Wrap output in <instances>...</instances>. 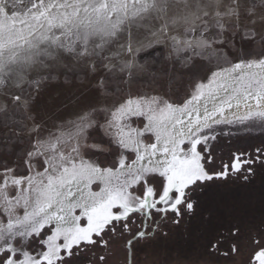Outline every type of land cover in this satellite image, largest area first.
<instances>
[{"label": "snow or ice", "instance_id": "obj_1", "mask_svg": "<svg viewBox=\"0 0 264 264\" xmlns=\"http://www.w3.org/2000/svg\"><path fill=\"white\" fill-rule=\"evenodd\" d=\"M146 17L160 21L152 33L157 44L164 36L177 53L208 51L226 42L217 40L225 32L264 46V0H0V114L9 106L30 110L26 89L38 87L37 77L61 61L100 74L101 85L117 67L121 74L130 70L129 61L112 63L119 52L105 53L127 24ZM121 48L136 54L131 40ZM241 106L248 111L237 119L264 122V50L254 57L245 52L213 72L181 104L128 96L83 111L61 125L66 131L47 137L32 117L29 149L15 166L0 164V264H71L89 246L107 247L106 236L131 233L137 214L179 215L181 206L191 211L190 196L200 183L251 163L238 153L220 172L205 167L206 132L225 122L226 110ZM94 132L102 133L106 148L88 143ZM97 152H106L110 162L92 159ZM146 235L137 231L134 238ZM254 243L250 264H264V244Z\"/></svg>", "mask_w": 264, "mask_h": 264}, {"label": "rangeland", "instance_id": "obj_2", "mask_svg": "<svg viewBox=\"0 0 264 264\" xmlns=\"http://www.w3.org/2000/svg\"><path fill=\"white\" fill-rule=\"evenodd\" d=\"M159 24L160 21L152 17L127 24V30L112 45V52L105 55L119 52L120 55L112 63L120 65L129 61L133 67L122 74L117 67L103 85L99 82L100 74H94L70 60L54 65L44 73L43 78L37 77L40 79L39 86L26 89L31 96L30 110L9 106L7 115L0 114V164L15 166L14 162L20 161L29 149L33 138L32 117L41 126V136L47 137L49 133L66 131L61 125H70L83 111L106 109L128 96H157L181 104L190 98L197 84H208L213 72L229 67L245 52L254 57L264 50L258 42L243 44L239 35L233 38L225 32L217 40L226 42H217L208 51L193 52L189 49L177 53L164 36L159 37L158 44L153 39L152 33L157 32ZM130 40L135 55H129L121 48ZM3 99L0 96V101ZM237 118H227L224 123L213 125L211 131L206 132L210 139L204 147L208 149L210 162L206 159L205 167L210 172H220L223 165L230 164L238 153H243L242 159L250 160L251 164L245 165L239 172H229L225 177L227 180H216L205 188L208 192L205 207L210 209V214L205 213L197 223L204 224H201L204 233L199 238L206 239L211 232L208 225L218 222L220 230L216 231L219 235L215 238L231 239V243H222L221 250L228 251L235 245L237 261H245L250 260L257 250L254 241L264 244V151H256L264 149V122L255 118L243 121ZM88 143L107 147L102 142V133L94 132L93 139ZM85 158L89 157L86 155ZM91 158L102 163L111 160L106 152H97ZM249 168L251 171H248ZM20 171L24 172L22 165ZM175 237L191 238L183 229L173 232Z\"/></svg>", "mask_w": 264, "mask_h": 264}, {"label": "flooded vegetation", "instance_id": "obj_3", "mask_svg": "<svg viewBox=\"0 0 264 264\" xmlns=\"http://www.w3.org/2000/svg\"><path fill=\"white\" fill-rule=\"evenodd\" d=\"M227 179L213 178L200 183L190 196L193 202L191 211L186 206H181L179 215L171 211H153L150 218L139 214L133 216L135 224L132 225L131 233L106 236L105 239L109 240L107 247L89 246L73 256L71 264H250L251 258L237 261V251L232 250L233 245L228 251L221 250L222 243H231V239L215 238L219 235H216V231L220 230L218 222L208 225V230L211 231L208 238H199L205 229L202 228L203 223L202 226L198 223L205 213L210 214V209L205 207V196L208 194L205 188L216 180ZM179 229H183L191 238H173V232ZM137 231H144L147 235L135 239ZM129 239L133 240L131 248L127 246ZM100 257L104 259L101 260Z\"/></svg>", "mask_w": 264, "mask_h": 264}, {"label": "water", "instance_id": "obj_4", "mask_svg": "<svg viewBox=\"0 0 264 264\" xmlns=\"http://www.w3.org/2000/svg\"><path fill=\"white\" fill-rule=\"evenodd\" d=\"M244 109H242L241 111H240V108L239 109L233 108L232 110H226L225 113H227V117H225L226 115H224V119L232 118V117H243V116H245L247 114V112ZM202 110L203 109L201 108V111ZM209 110H211V106L210 105H209ZM144 230H145V228H144ZM137 238H135V239H137Z\"/></svg>", "mask_w": 264, "mask_h": 264}, {"label": "bare ground", "instance_id": "obj_5", "mask_svg": "<svg viewBox=\"0 0 264 264\" xmlns=\"http://www.w3.org/2000/svg\"><path fill=\"white\" fill-rule=\"evenodd\" d=\"M242 109H244L243 106L240 107V111H241ZM244 110H245L246 112L248 111L247 109H244ZM240 111H239V112H240ZM225 112H226V111H225ZM224 115H226L225 117H227V113H224Z\"/></svg>", "mask_w": 264, "mask_h": 264}]
</instances>
